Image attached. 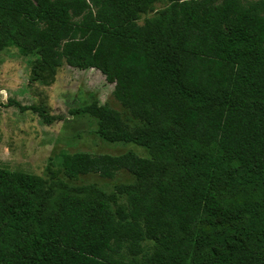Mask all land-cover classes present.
Returning <instances> with one entry per match:
<instances>
[{
    "label": "trees",
    "instance_id": "1",
    "mask_svg": "<svg viewBox=\"0 0 264 264\" xmlns=\"http://www.w3.org/2000/svg\"><path fill=\"white\" fill-rule=\"evenodd\" d=\"M8 46L100 72L127 116L75 113L147 157L60 154L69 180L130 174L124 203L0 168V264H264V0H0Z\"/></svg>",
    "mask_w": 264,
    "mask_h": 264
},
{
    "label": "rangeland",
    "instance_id": "2",
    "mask_svg": "<svg viewBox=\"0 0 264 264\" xmlns=\"http://www.w3.org/2000/svg\"><path fill=\"white\" fill-rule=\"evenodd\" d=\"M156 4L155 10L164 8ZM154 13L143 15L145 19ZM113 85L96 70H78L63 65L54 74L45 70L35 52L22 53L15 46L0 50V168L38 176L58 193L63 186L70 188L94 187L106 194L115 195L120 203L117 188L132 186L134 178L120 172L113 179L97 175L67 179L60 166L62 153H89L120 155L132 151L140 157L147 152L133 144L108 143L97 134V121L76 110L96 101L100 105L119 111L124 110L113 98ZM21 107H35L44 116L57 117L52 124L43 122L39 115ZM139 126L128 123L129 129ZM152 247L153 242L146 241Z\"/></svg>",
    "mask_w": 264,
    "mask_h": 264
}]
</instances>
